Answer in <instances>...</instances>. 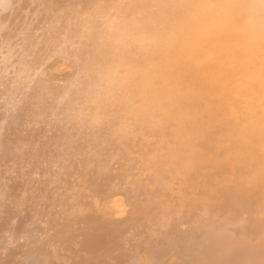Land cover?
Returning a JSON list of instances; mask_svg holds the SVG:
<instances>
[{
	"label": "bare ground",
	"instance_id": "6f19581e",
	"mask_svg": "<svg viewBox=\"0 0 264 264\" xmlns=\"http://www.w3.org/2000/svg\"><path fill=\"white\" fill-rule=\"evenodd\" d=\"M0 264H264V0H0Z\"/></svg>",
	"mask_w": 264,
	"mask_h": 264
}]
</instances>
